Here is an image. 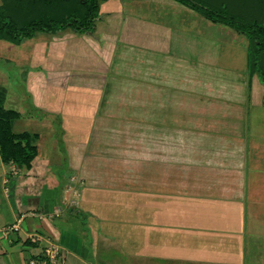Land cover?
Returning a JSON list of instances; mask_svg holds the SVG:
<instances>
[{"label":"crops","instance_id":"obj_1","mask_svg":"<svg viewBox=\"0 0 264 264\" xmlns=\"http://www.w3.org/2000/svg\"><path fill=\"white\" fill-rule=\"evenodd\" d=\"M145 1L150 15L101 0L91 30L39 31L49 37L33 45L25 104L0 85V127L34 151L18 165L0 145V225L22 217L19 231L0 232V264L41 260L49 240L65 264H264V115L251 118L264 114V83L250 79L249 40L195 32L177 20L199 12L177 0ZM128 54L139 74L148 66L153 90L166 89L160 63L177 75H166L173 96L151 97L149 128L130 142L100 130L97 113L111 84L141 79ZM192 76L209 84L191 87Z\"/></svg>","mask_w":264,"mask_h":264},{"label":"rangeland","instance_id":"obj_2","mask_svg":"<svg viewBox=\"0 0 264 264\" xmlns=\"http://www.w3.org/2000/svg\"><path fill=\"white\" fill-rule=\"evenodd\" d=\"M7 1L9 0H0V6L2 4L9 3ZM10 1L11 3L14 1L16 2L14 6H12L10 3L7 5L9 11L11 12L10 14L11 18L16 22L18 26H21V24L25 25L32 20H38L39 18L42 19L46 15L42 11L44 10V8H42V6L40 7L39 4L40 2H35L34 0H23L22 2L21 0H10ZM200 1L203 2L204 0H200ZM213 1L218 7L219 5L217 3L222 1H227L231 3L233 6H239L238 0H213ZM136 5H139V7H143V6L146 7L145 10H147V13H149V15L151 14L150 6L152 5L148 1L124 0L123 3L125 11L134 10V7ZM160 7L166 8V6L160 5L158 3L156 5V8L160 10ZM64 10L65 9H63V11ZM4 12L6 11L4 10ZM54 13L56 12L54 11L53 14ZM179 20L184 22L191 21V29L196 30L195 32H199V33L201 32V34L204 33L205 36H209L212 38H219V39L222 38V40L227 41L229 43L242 44L245 41L248 42L249 40L246 34L238 32L229 25L204 18L199 13L192 10H188V9L184 10V12L180 14L177 21ZM48 35L49 34L40 33L39 31H37L33 36L25 38L18 42L9 41L6 40L5 38H0V85L9 88V97L11 98L15 97V99H20V100L23 99L21 101H23L24 104L28 101V97L24 98L26 96L25 93H26V85H27V82L26 80H24V78L26 76L25 72L31 69L29 65L31 64V55L33 50L32 48L37 41L43 40L44 37L45 39H48L49 37ZM139 57L144 58L145 55L141 54L139 55ZM127 58L128 61H124L125 59L122 58L125 63L124 65L127 66V71H131V70L133 71L134 69L135 71L134 76L141 77V79L135 81L134 84L129 83L128 80L127 81L121 80L120 84L118 83L114 85L111 84L110 90L104 91V94H106V99L108 100H105L103 105L99 107L97 113L100 116V123H101L100 130L101 128H104L105 131H109L111 133L113 131H119V130L124 131L125 135L129 136L127 138V142H130L133 139L132 136H130L131 133L140 130H148L149 128L148 119L150 118L149 115L151 114V108L153 107L149 104L151 97L153 98L157 96L158 99H160L161 97L173 96L172 95L173 90H171L172 86L171 87L168 86L170 87L168 88L165 84V83H171L168 80H166V75H168L169 77H175V76L177 77V75H175L176 73L175 74L171 73V71L167 70L165 66L164 65L162 66L160 63L159 69L163 81L158 82V84L166 87V89H162L159 86L153 90L152 87L155 85V82L149 78L148 66L146 67L144 73L140 71L139 74L138 68L137 66H135L136 64H133L137 62L136 60L138 58V54L134 55V58H132L131 54H128ZM129 58L136 60H130ZM120 63H121L120 61L116 60L115 64L117 69L121 66ZM117 64H119L120 66H118ZM207 76L210 75L208 74ZM179 80H181L180 76H179ZM186 81L187 80L184 79L183 82ZM189 82L191 83V84L189 83L191 87H194L195 84L197 83L205 82L209 84L208 79H206V81H201L196 76H192V78H189ZM220 91L222 93H225L228 90H220ZM184 92H186V89H184ZM188 93L190 96H194V97H201V98L210 97V92H208L207 89H205V91L203 90L201 91L200 89H196V90L188 89ZM103 97L105 96L103 95ZM123 97L126 98L125 100L127 101L129 100L131 102L136 101L142 104L140 105L118 104L123 102L122 101ZM118 98H121V100H119ZM158 107H161L162 109L165 108V106L163 105ZM135 115L137 116V118L134 117ZM262 115H264L262 111L258 110L257 112V110L255 109L252 111L251 118L252 121H254L252 123L253 126H255V124L263 123L261 121Z\"/></svg>","mask_w":264,"mask_h":264},{"label":"trees","instance_id":"obj_3","mask_svg":"<svg viewBox=\"0 0 264 264\" xmlns=\"http://www.w3.org/2000/svg\"><path fill=\"white\" fill-rule=\"evenodd\" d=\"M34 1L40 2V7L44 8L42 11L46 15L42 19L32 20L25 25L21 24V26H18L11 18V12L7 5L10 3L14 6L15 1L11 3L9 0L7 1L9 3L0 6V38L18 42L33 36L37 31L50 32L69 27L80 32L89 31L94 27L95 20L99 15L101 0ZM177 1L212 21L227 24L238 32L246 34L249 39L247 58L250 79L258 76L264 83V0H238L239 6H233L227 1L216 2L219 7L213 0H204L205 2L200 0ZM63 9L65 10L63 11ZM52 11L56 13L53 14ZM0 130L3 157L8 160L12 159L18 165L27 163L33 157L34 151L28 145L22 144L26 136L13 134L8 123H3Z\"/></svg>","mask_w":264,"mask_h":264},{"label":"built area","instance_id":"obj_4","mask_svg":"<svg viewBox=\"0 0 264 264\" xmlns=\"http://www.w3.org/2000/svg\"><path fill=\"white\" fill-rule=\"evenodd\" d=\"M22 217H19L14 223L7 225H0V232L7 235L11 232L19 231ZM29 238L31 240H41L42 236L38 233H30ZM49 246L44 250V256L41 260L32 259L29 264H65L64 252H62L60 246L51 240H49Z\"/></svg>","mask_w":264,"mask_h":264}]
</instances>
